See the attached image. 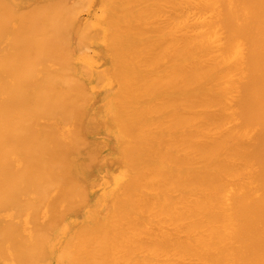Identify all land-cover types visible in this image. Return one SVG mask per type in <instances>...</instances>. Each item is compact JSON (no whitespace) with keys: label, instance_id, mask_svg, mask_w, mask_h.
Masks as SVG:
<instances>
[{"label":"bare ground","instance_id":"obj_1","mask_svg":"<svg viewBox=\"0 0 264 264\" xmlns=\"http://www.w3.org/2000/svg\"><path fill=\"white\" fill-rule=\"evenodd\" d=\"M0 264H264V0H0Z\"/></svg>","mask_w":264,"mask_h":264},{"label":"rangeland","instance_id":"obj_2","mask_svg":"<svg viewBox=\"0 0 264 264\" xmlns=\"http://www.w3.org/2000/svg\"><path fill=\"white\" fill-rule=\"evenodd\" d=\"M97 7H98V6H96V5L93 6V7L89 10V13H88V14L85 13V12H87V11H85V10H84V13L82 14V12H83V11H82V12H81V15H83L82 17L80 16V13H79V20L82 21V19H83V21H87L88 19H86V18H88V17L90 16L89 18L91 19V17H92L91 15H93V13L97 12V14H98V9H99V8L97 9ZM91 10H92V11H91ZM94 10H95V11H94ZM90 12H91V13H90ZM89 52H91V51H89ZM89 55H91V53H89Z\"/></svg>","mask_w":264,"mask_h":264}]
</instances>
